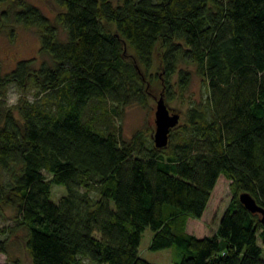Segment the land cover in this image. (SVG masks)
<instances>
[{"label": "trees", "instance_id": "16d2710c", "mask_svg": "<svg viewBox=\"0 0 264 264\" xmlns=\"http://www.w3.org/2000/svg\"><path fill=\"white\" fill-rule=\"evenodd\" d=\"M3 1L0 31L35 25L50 55L0 62V210L12 206L16 222L1 231L24 227L28 264H161L139 252L146 226L152 248L180 249L177 264H264L262 213L240 199L247 190L264 206V0H55L54 17ZM193 70L204 93L166 145L126 135L111 110L103 125L85 114L93 98L146 104L157 79L166 100H184ZM13 81L37 95L9 105ZM220 173L233 194L198 235L188 218L203 214ZM53 183L65 187L57 199Z\"/></svg>", "mask_w": 264, "mask_h": 264}, {"label": "rangeland", "instance_id": "374dc122", "mask_svg": "<svg viewBox=\"0 0 264 264\" xmlns=\"http://www.w3.org/2000/svg\"><path fill=\"white\" fill-rule=\"evenodd\" d=\"M38 3L45 12L52 17L55 16L59 6L55 0H31ZM15 3L12 0L3 1L2 7L12 6ZM13 30V33H12ZM24 56H35L36 64L44 58L49 59L46 51L40 50V35L35 25H26L21 22L10 21L5 23L0 31V62L3 69L11 68L16 60ZM156 59H160L157 51ZM149 83V82H148ZM205 82L202 77L193 70V76L186 92V98L182 100L180 96L167 100L171 109L181 112L180 120L184 117V111L190 97H199L203 95ZM37 89L30 83L28 86L19 85L16 82H10L8 85L7 98L8 102L15 98L17 101L20 94H26L29 97H35ZM150 97L146 104L132 102L128 104H116L112 101H99L93 98L85 110L86 116L95 117V121L103 125L104 118H101L104 109L114 112V122L121 126L123 132L130 136L137 130H144L149 140L154 141L155 107L156 98L162 92V83L159 79L152 80L149 84ZM12 103V104H14ZM115 109H114V108ZM17 115L19 114L16 110ZM47 175L50 172L45 170ZM53 198H58L65 192V187L60 183H53ZM233 192L231 189V178L224 173H220L217 181L212 188L210 198L203 214L199 217L189 216L187 228L198 235L212 233L218 224V221L228 206ZM14 208L10 205L0 210V236H8L7 251L0 249V260L9 261L11 264H28L30 256L25 245V229L17 226L14 231L7 234L6 230L1 228L7 225L16 224L14 218ZM7 229V227H6ZM8 231V230H7ZM153 230L150 226H146L141 236L139 244V252L142 256L151 261L161 264H177V259L181 257V251L174 245L152 248L150 246ZM264 256V252H263Z\"/></svg>", "mask_w": 264, "mask_h": 264}, {"label": "water", "instance_id": "95a60500", "mask_svg": "<svg viewBox=\"0 0 264 264\" xmlns=\"http://www.w3.org/2000/svg\"><path fill=\"white\" fill-rule=\"evenodd\" d=\"M181 112L171 109L164 94L161 92L156 98L155 107V130L154 142L158 146L166 145L169 142L171 128L180 120ZM240 199L251 210H258L262 213L261 218L264 221V206L260 204L255 196L247 190L240 192Z\"/></svg>", "mask_w": 264, "mask_h": 264}, {"label": "clouds", "instance_id": "9594fccd", "mask_svg": "<svg viewBox=\"0 0 264 264\" xmlns=\"http://www.w3.org/2000/svg\"><path fill=\"white\" fill-rule=\"evenodd\" d=\"M14 101H15V98L11 99V100L9 101V105H11L12 103H14Z\"/></svg>", "mask_w": 264, "mask_h": 264}]
</instances>
